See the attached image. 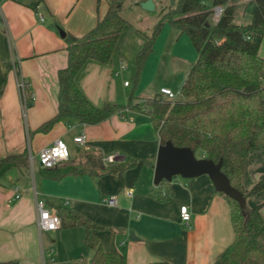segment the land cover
<instances>
[{
	"label": "crops",
	"instance_id": "obj_1",
	"mask_svg": "<svg viewBox=\"0 0 264 264\" xmlns=\"http://www.w3.org/2000/svg\"><path fill=\"white\" fill-rule=\"evenodd\" d=\"M107 6L108 0L0 3V158L14 156L0 169V262L88 263L93 252L84 244L83 226L37 227L36 200H42L56 213L69 208L95 224L102 248L123 254L125 264H213L234 239L228 201L207 174L153 181L160 141L145 112L129 109L127 102L95 124L66 118L46 131L37 130L57 112V71L67 63L66 36L85 34ZM132 39L136 36L123 26L108 61L88 59L75 74L76 85L94 106H121L129 83L120 80L133 69L142 41L125 47L119 41ZM258 55L264 58V37ZM19 76L28 81L34 96L24 112L16 85ZM79 133L85 134L82 144L73 142ZM57 138L69 149L68 159L59 165L75 166L81 173L56 180L46 177L40 166L34 172L28 152L34 156ZM261 179L264 145L249 149L239 182L246 206H258L264 220V186L249 193ZM110 196L115 205L106 202ZM183 205L190 213L187 221L180 218Z\"/></svg>",
	"mask_w": 264,
	"mask_h": 264
},
{
	"label": "trees",
	"instance_id": "obj_2",
	"mask_svg": "<svg viewBox=\"0 0 264 264\" xmlns=\"http://www.w3.org/2000/svg\"><path fill=\"white\" fill-rule=\"evenodd\" d=\"M236 1L176 0L174 9L169 12L168 24L189 38L197 54L180 88L184 98L170 101L156 95L133 103L131 94L126 107L149 116L160 144L170 141L175 147L199 150L215 163L222 160L221 171L230 185L240 190L241 171L249 149L264 145V58L258 55L264 37V0H248L246 9L250 21L245 24L233 22ZM122 2L108 0L105 14L93 28L80 37L66 36L67 63L57 71V112L37 130L46 131L56 121L66 118L95 124L122 107L109 103L94 106L74 80L86 60L108 61L125 23L118 11ZM215 6H219L221 12L218 20L210 23ZM161 25H154L136 52L135 79L152 51ZM1 90L0 84V94ZM13 157H1L0 169ZM59 164L39 168L46 177L56 180L82 172L75 166ZM130 165H119L118 169ZM263 186L264 179H261L249 193ZM223 195L230 206L234 239L213 264H264V220L259 207H247L245 200L240 204ZM57 215L61 227H84V244L93 252L87 264H125L123 254L102 248L95 224L69 208H59ZM149 264L171 263L153 261Z\"/></svg>",
	"mask_w": 264,
	"mask_h": 264
},
{
	"label": "rangeland",
	"instance_id": "obj_3",
	"mask_svg": "<svg viewBox=\"0 0 264 264\" xmlns=\"http://www.w3.org/2000/svg\"><path fill=\"white\" fill-rule=\"evenodd\" d=\"M141 1L143 0H123L119 7V14L125 21V29H130L132 34L136 36V39H132V41L120 40V45L124 44V47L126 44L133 45L137 40L141 39L142 46L154 25L157 23H162V25L154 42L153 50L155 53L148 55L149 58L147 61L145 60L139 77L137 79L134 78V65L131 72L126 75V78L120 80L121 84L123 80H126L129 86L126 88V97H123L119 103L123 106L128 102L131 94L132 102H136L139 97L161 96L159 92L161 87L169 88L174 93V96L167 98V100H182L184 97L180 92V88L197 57L196 51L184 33L179 35V31L168 24L169 12L174 9V5L170 3V0H153L154 8L152 10L142 8L140 5ZM247 2L248 0L236 1L234 23H246L248 18H250V13L246 9ZM214 18L215 8H213L210 17V23L215 22ZM120 91L122 94V89ZM199 154V150L194 152L196 157H199ZM39 166L37 153H35L33 156L34 172Z\"/></svg>",
	"mask_w": 264,
	"mask_h": 264
},
{
	"label": "water",
	"instance_id": "obj_4",
	"mask_svg": "<svg viewBox=\"0 0 264 264\" xmlns=\"http://www.w3.org/2000/svg\"><path fill=\"white\" fill-rule=\"evenodd\" d=\"M174 5L175 0H170ZM142 8L152 10L154 8L153 0H143L140 2ZM215 18L218 20L221 8L215 6ZM208 23H206L207 25ZM63 35V32L60 31ZM222 160L216 163L206 157H196L194 152L188 147H175L170 141L160 144L157 149V155L153 170V181L155 183L161 180H170L177 175L181 177H194L201 174H207L212 181L214 188L223 194L236 199L240 204L244 203V197L240 190L230 185L227 177L221 171Z\"/></svg>",
	"mask_w": 264,
	"mask_h": 264
},
{
	"label": "built area",
	"instance_id": "obj_5",
	"mask_svg": "<svg viewBox=\"0 0 264 264\" xmlns=\"http://www.w3.org/2000/svg\"><path fill=\"white\" fill-rule=\"evenodd\" d=\"M1 1L4 0H0ZM36 14L40 20L43 19L42 14L36 11ZM1 10H0V18H1ZM2 19V18H1ZM124 84H127L125 82ZM16 85L20 97V102L22 109H26L34 99L33 93L29 91V83L28 81L19 76L16 80ZM161 94V98L167 100V98L173 97L174 93L166 87H161L159 89ZM85 141V134L79 133L73 137V142L76 144H82ZM29 153L30 164L33 161V155L31 152ZM69 157V149L66 143L60 139H55L51 144L43 146L37 152L38 163L42 167H50L55 165L56 163L66 161ZM112 156H108V160H111ZM128 194H131V190H127ZM106 202L109 205H115L116 199L114 196H110ZM36 225L39 229L46 230H56L60 226V218L54 210H50L44 206V201L36 200ZM190 217V213L188 211L187 206H180V218L182 221H187Z\"/></svg>",
	"mask_w": 264,
	"mask_h": 264
}]
</instances>
